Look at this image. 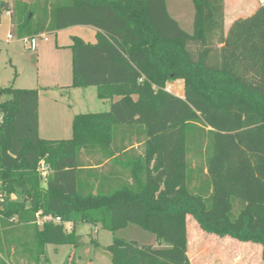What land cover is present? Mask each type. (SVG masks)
Here are the masks:
<instances>
[{
    "label": "trees",
    "instance_id": "trees-1",
    "mask_svg": "<svg viewBox=\"0 0 264 264\" xmlns=\"http://www.w3.org/2000/svg\"><path fill=\"white\" fill-rule=\"evenodd\" d=\"M168 1L2 0L21 39L96 29L94 44L72 37L68 88L95 87L111 108L45 140L38 90L0 87V264H51L49 245H85L81 226L131 224L168 247L114 238L112 264H192L188 216L264 259V6L225 34V1L192 0L189 34ZM177 81L181 97L167 90Z\"/></svg>",
    "mask_w": 264,
    "mask_h": 264
},
{
    "label": "rangeland",
    "instance_id": "rangeland-1",
    "mask_svg": "<svg viewBox=\"0 0 264 264\" xmlns=\"http://www.w3.org/2000/svg\"><path fill=\"white\" fill-rule=\"evenodd\" d=\"M229 5H233L235 0H227ZM2 0H0L1 4ZM243 4L246 11H250L256 6L264 5V0H242L239 1ZM168 12L174 19L180 21L182 29L189 34H193V24L195 16V8L192 0H169L167 2ZM7 10L0 12V87L6 88L13 86L15 89H38L41 87L49 86H64L70 84L72 78L69 73L66 74L70 66L66 68V52L64 50L55 49L57 41L54 36L47 35L45 38H35L34 49H32L31 43L26 45L19 37L17 28H12L11 19L7 17ZM245 17V15H243ZM83 30L76 31L77 34L83 36L85 40L94 41L95 39L91 35V31L87 27L79 26ZM73 33V32H72ZM11 35L13 40L8 39ZM67 38H62L60 42H66ZM69 54V53H68ZM69 65V63H68ZM70 72V71H68ZM68 76V77H67ZM171 92L177 95H182L183 86L179 82L172 83L170 86ZM60 90V89H59ZM67 89L61 88L62 92ZM54 93V88L51 90ZM50 93V94H52ZM81 93H86V97L78 95L76 100H73V105L77 106L79 112L97 113L105 112L109 110V102L102 101L96 96V89L94 87L83 90ZM49 95V94H48ZM7 96H0V102L8 100ZM79 100H84L86 103L84 106L78 104ZM77 101V102H76ZM45 100L43 99V104ZM47 128V125H46ZM44 136V135H43ZM72 137V130L68 132L66 137L62 140H68ZM12 200L17 197L12 196ZM195 222L192 217L189 218L188 227L191 234H194V228L192 223ZM83 228H91L90 225H83ZM82 228V229H83ZM98 234H95L92 230H84L85 242L88 245L93 246L96 253L105 257V264H111L110 253L105 248L113 243L114 238L124 239L127 241H136L140 245L156 244L157 237L142 229L141 227L131 224L127 228L119 230L115 233L104 230L101 227L98 228ZM70 231V229H68ZM95 238V239H93ZM95 240L98 243V247L92 244ZM163 245H167L162 242ZM58 259L55 255L57 249L51 245L47 251L53 257V264H62L67 261L68 256L72 253L71 246H59ZM0 257L6 261L5 256L0 253ZM104 264V263H103Z\"/></svg>",
    "mask_w": 264,
    "mask_h": 264
},
{
    "label": "crops",
    "instance_id": "crops-1",
    "mask_svg": "<svg viewBox=\"0 0 264 264\" xmlns=\"http://www.w3.org/2000/svg\"><path fill=\"white\" fill-rule=\"evenodd\" d=\"M224 1H225V26H224L225 34H228L232 24L236 20L248 18L259 7L256 6L255 8H252L248 12L246 11L243 4L239 2L242 0H235L233 5H229L227 0ZM243 15H245V17H243ZM7 17L11 19L12 28H16L12 16H8L7 14ZM175 20L179 23V25L182 28L180 21L177 19ZM87 28L92 30L91 35L95 39L94 41L85 40L83 36L77 34L76 31L83 30L79 26L61 30L56 32L55 34H43L41 36H38L39 38H45L47 37V35H52L55 37L57 41V45L55 46V49L64 50L66 52L65 55L66 68L70 66L68 70L70 72H68L66 69V74L69 73V76L71 78H73L72 51L70 49V45L72 44V37L75 36L80 37L87 43H92V44L96 43V33H97L96 29L91 27H87ZM193 30H194V26H193ZM9 36L8 39L13 40V38H9ZM65 37L67 38L66 42L64 41L60 42V40ZM23 40L24 39H22V41ZM177 82L181 83L184 88L183 81H177ZM71 83L65 84L64 86L61 85L59 86L55 85L49 87L45 86L35 89L38 90L39 92V134L42 139L62 140L63 137H66L68 132L72 130V123L74 117L78 114L86 113V112H79L77 110V106L73 105V100H76L78 95H81V98L83 97V95L86 97V93H81V92H83V90L84 91L87 90L88 88H68L71 85ZM51 87L54 88L55 91L54 93H52L53 91H50ZM61 88H65L67 90L65 92H62ZM182 95L180 94L177 96L181 97ZM96 96H97V89H96ZM43 99L45 100L44 104H43ZM105 102L110 103L109 105V110H110L111 101L106 100ZM85 103L86 102L84 100L78 101V104H80V106L82 105L84 106ZM190 217L191 216L187 217L188 256L192 264H264L263 248L261 245L253 244V243H242L230 237L220 238L216 235L207 234L201 230V228L199 227L196 221L192 223L194 228V234L192 235L188 227V222ZM82 228L83 227L79 229L78 233L83 237V241L85 245L79 249H76L75 251L72 248L73 251L71 254L72 256L74 255V257L73 258L71 257L70 260H74L76 264H103V263L105 264V257L99 253L97 254L96 251L93 249L94 247L88 245V243L85 242V237H84L85 233H83L84 230H92V231L95 230V232L93 233L98 234L97 231L99 230L98 229L99 226L91 227L89 229L87 228L82 229ZM150 245L153 246L154 248L168 247V245H163V243L160 242L159 240L157 241L156 244H150ZM52 247L57 249V251H55V255L58 259L59 249L56 246H52ZM48 254H49L50 262L51 264H53V257L50 255V253Z\"/></svg>",
    "mask_w": 264,
    "mask_h": 264
},
{
    "label": "built area",
    "instance_id": "built-area-1",
    "mask_svg": "<svg viewBox=\"0 0 264 264\" xmlns=\"http://www.w3.org/2000/svg\"><path fill=\"white\" fill-rule=\"evenodd\" d=\"M263 5V4H262ZM264 6V5H263ZM7 14H8V16H12V12L11 11H8L7 12ZM9 38H11V36H9ZM24 41V43L26 44V45H28L29 43H31V47L32 48H34L35 47V45H34V39H24L23 40ZM169 92H171V89H170V87H168V89H167ZM40 170H41V172H42V175H43V177H47V175H48V170H47V168H46V166H45V164L42 162L41 163V167H40ZM0 187H1V181H0ZM4 203H5V197H4V194L2 193V191H1V189H0V219H1V211H2V209H3V205H4ZM46 222H54V223H61V220H60V218H53L52 216H48V217H41V215L40 214H38V222H37V224L40 226V227H42L43 225H44V223H46ZM67 227H68V229H71V225L70 224H68L67 225Z\"/></svg>",
    "mask_w": 264,
    "mask_h": 264
},
{
    "label": "water",
    "instance_id": "water-1",
    "mask_svg": "<svg viewBox=\"0 0 264 264\" xmlns=\"http://www.w3.org/2000/svg\"><path fill=\"white\" fill-rule=\"evenodd\" d=\"M3 5H4V3L2 2V3L0 4V10H1V8H2Z\"/></svg>",
    "mask_w": 264,
    "mask_h": 264
}]
</instances>
